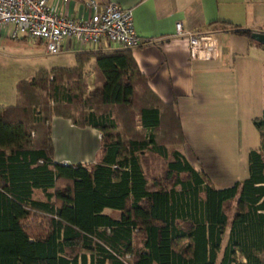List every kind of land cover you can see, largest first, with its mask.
Here are the masks:
<instances>
[{"label": "trees", "instance_id": "16d2710c", "mask_svg": "<svg viewBox=\"0 0 264 264\" xmlns=\"http://www.w3.org/2000/svg\"><path fill=\"white\" fill-rule=\"evenodd\" d=\"M209 25L261 44L264 26ZM14 89L0 105V264H264V110L247 175L216 188L167 147L186 140L179 117L128 50H84ZM53 115L100 131L94 162L53 159Z\"/></svg>", "mask_w": 264, "mask_h": 264}, {"label": "crops", "instance_id": "0c3cea01", "mask_svg": "<svg viewBox=\"0 0 264 264\" xmlns=\"http://www.w3.org/2000/svg\"><path fill=\"white\" fill-rule=\"evenodd\" d=\"M50 1L75 16L88 13L83 0ZM114 1L131 8L138 44L112 43L109 46L111 43L102 42L88 49L128 50L136 69L146 77L148 86L162 101L171 103L179 117L186 140L167 147L180 151L216 188L240 181L247 175L248 151L259 144V138L256 142L244 134L242 107H245L251 125L253 117L264 110V96L256 104L251 79L252 70L257 69L261 71L264 83V45L209 24L225 20L234 26L262 28L264 0ZM177 20L184 30L214 32L220 55L210 60L190 58L186 36L175 32ZM1 34L7 35L5 32ZM72 46L69 48L77 51L76 62L80 52L88 50V45L75 43ZM91 76H88V88L94 84ZM9 95L8 101H0V105L13 103L14 95ZM254 103L257 109H254ZM50 127L54 160L67 163L95 161L100 146L97 128L90 125L79 127L57 115L52 116ZM199 195L203 198L204 192ZM228 233L229 223L222 237L223 243L227 241Z\"/></svg>", "mask_w": 264, "mask_h": 264}, {"label": "built area", "instance_id": "2783aa9c", "mask_svg": "<svg viewBox=\"0 0 264 264\" xmlns=\"http://www.w3.org/2000/svg\"><path fill=\"white\" fill-rule=\"evenodd\" d=\"M83 4L88 13L75 16L50 0H0V32L39 41L48 53L67 49L75 43L138 44L130 7L114 0H83ZM175 32L186 36L190 58L210 60L220 55L214 32L184 30L180 20L175 22Z\"/></svg>", "mask_w": 264, "mask_h": 264}, {"label": "rangeland", "instance_id": "374dc122", "mask_svg": "<svg viewBox=\"0 0 264 264\" xmlns=\"http://www.w3.org/2000/svg\"><path fill=\"white\" fill-rule=\"evenodd\" d=\"M113 44L111 43L109 46ZM72 47L55 53H48L45 52L43 44L39 41L25 40L21 37L15 38L1 34L0 101H8L10 93L14 95V83L17 79L30 78L39 68L73 65L77 51ZM93 47H96V45H88L86 49ZM261 75V71L257 69L251 72L252 89L257 96L256 104H258L259 99L264 96V83H262ZM91 78H93V76H91ZM241 79L242 83H244V76H242ZM88 80L90 81L87 77V88ZM256 104L254 105V109H257ZM242 111L243 131L246 138H253L258 142V132L255 127L251 125L248 118H246L247 115L244 106L242 107ZM35 195L44 198L41 190L35 191Z\"/></svg>", "mask_w": 264, "mask_h": 264}, {"label": "water", "instance_id": "95a60500", "mask_svg": "<svg viewBox=\"0 0 264 264\" xmlns=\"http://www.w3.org/2000/svg\"><path fill=\"white\" fill-rule=\"evenodd\" d=\"M251 37L264 45V31L252 30Z\"/></svg>", "mask_w": 264, "mask_h": 264}]
</instances>
